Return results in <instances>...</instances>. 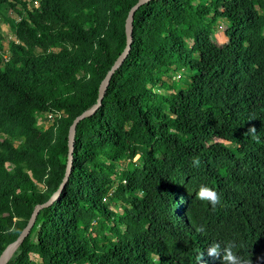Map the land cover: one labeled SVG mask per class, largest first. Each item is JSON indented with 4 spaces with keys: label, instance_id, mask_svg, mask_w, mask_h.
<instances>
[{
    "label": "trees",
    "instance_id": "1",
    "mask_svg": "<svg viewBox=\"0 0 264 264\" xmlns=\"http://www.w3.org/2000/svg\"><path fill=\"white\" fill-rule=\"evenodd\" d=\"M32 1L0 0V18L19 16L8 45L0 31V255L62 183L70 126L139 0ZM133 24L77 125L69 180L6 264H33L31 246L42 264H198L230 240L264 264V0H150ZM201 183L221 205L197 199Z\"/></svg>",
    "mask_w": 264,
    "mask_h": 264
},
{
    "label": "water",
    "instance_id": "2",
    "mask_svg": "<svg viewBox=\"0 0 264 264\" xmlns=\"http://www.w3.org/2000/svg\"><path fill=\"white\" fill-rule=\"evenodd\" d=\"M150 0H139L130 10L129 15L126 19V34H127V42L124 50L120 53V55L115 60L114 64L110 68V70L107 72L106 76L101 82L100 88H99V94L97 102L85 109L81 114H79L72 122L70 129H69V154H68V162H67V168L66 173L64 176V179L62 183L60 184L57 191L44 203L38 204L35 207V210L28 222V224L24 227V229L21 231V233L18 235V237L9 243L3 252L0 255V264H6L7 261L11 258L13 253L16 251V249L22 244V242L25 240V238L30 234L39 210L51 203H53L62 193L67 181L69 180L72 167H73V158H74V150H75V138H76V130L78 123L88 117L96 113L97 109L101 106L103 98L105 96V93L108 89L110 79L115 72V70L123 63L125 58L128 56L131 48H132V42H133V30H134V13L137 8H139L142 4L149 2Z\"/></svg>",
    "mask_w": 264,
    "mask_h": 264
},
{
    "label": "clouds",
    "instance_id": "3",
    "mask_svg": "<svg viewBox=\"0 0 264 264\" xmlns=\"http://www.w3.org/2000/svg\"><path fill=\"white\" fill-rule=\"evenodd\" d=\"M256 132V127L252 125L246 129L245 134L250 135L255 140H258ZM192 163L193 166L198 167L200 161L199 159H193ZM196 197L198 200L211 205L213 209L222 203L220 193L206 183H201L198 186ZM197 231L204 233L206 229L203 225H200L197 228ZM237 248L238 245L232 240L225 242L223 246L219 242H213L209 244L200 254L198 264H207L208 260H219L220 264H252L250 259L238 253L236 250Z\"/></svg>",
    "mask_w": 264,
    "mask_h": 264
},
{
    "label": "rangeland",
    "instance_id": "4",
    "mask_svg": "<svg viewBox=\"0 0 264 264\" xmlns=\"http://www.w3.org/2000/svg\"><path fill=\"white\" fill-rule=\"evenodd\" d=\"M33 3H34V1H32V4ZM36 3H37V0H36ZM18 19H19V16H18V14L15 11H12L11 9H8L7 7H6V9L3 10L1 18H0V31L4 35V41H5V43L7 45L9 43V41L14 38L13 37V32L11 30V26L10 25H11L12 21H16ZM226 25H227L226 20L221 18L219 20V27H218V31L217 32H218V36L220 37V39L222 41H224L226 39V35H225V27H226ZM180 82H183L185 84L193 83V82H191V80H189L186 77H181ZM170 94H172L174 99L177 100V96H176V92L175 91H171ZM46 116H44V118H46L45 120H42V121L39 122V124L42 125L43 127L44 126L48 127L54 121L53 117L52 118H48V115H46ZM30 255H31V260H32L33 264H42V259L38 255L37 250L33 246L30 247Z\"/></svg>",
    "mask_w": 264,
    "mask_h": 264
},
{
    "label": "built area",
    "instance_id": "5",
    "mask_svg": "<svg viewBox=\"0 0 264 264\" xmlns=\"http://www.w3.org/2000/svg\"><path fill=\"white\" fill-rule=\"evenodd\" d=\"M34 3H35V5H38L39 0H37V3H36V0H34ZM47 115H48V118H52V117H54L56 114L53 113V112H50V113H48Z\"/></svg>",
    "mask_w": 264,
    "mask_h": 264
}]
</instances>
